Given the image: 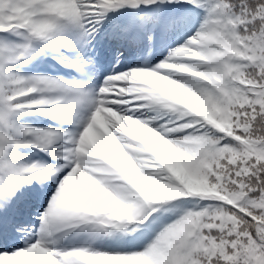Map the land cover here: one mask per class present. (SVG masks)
<instances>
[{
  "label": "snow or ice",
  "instance_id": "1",
  "mask_svg": "<svg viewBox=\"0 0 264 264\" xmlns=\"http://www.w3.org/2000/svg\"><path fill=\"white\" fill-rule=\"evenodd\" d=\"M0 264H264V0H0Z\"/></svg>",
  "mask_w": 264,
  "mask_h": 264
}]
</instances>
